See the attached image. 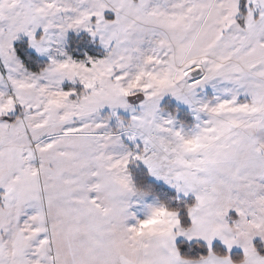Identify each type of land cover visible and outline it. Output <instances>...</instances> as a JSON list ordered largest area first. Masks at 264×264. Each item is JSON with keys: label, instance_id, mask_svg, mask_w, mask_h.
Masks as SVG:
<instances>
[{"label": "snow or ice", "instance_id": "snow-or-ice-1", "mask_svg": "<svg viewBox=\"0 0 264 264\" xmlns=\"http://www.w3.org/2000/svg\"><path fill=\"white\" fill-rule=\"evenodd\" d=\"M0 264H264V0H0Z\"/></svg>", "mask_w": 264, "mask_h": 264}]
</instances>
